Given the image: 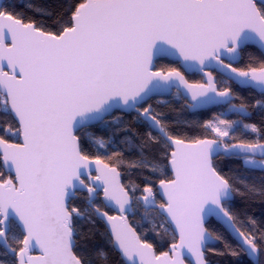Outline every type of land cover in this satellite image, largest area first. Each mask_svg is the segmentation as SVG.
I'll list each match as a JSON object with an SVG mask.
<instances>
[{"label": "snow or ice", "instance_id": "6c2138e0", "mask_svg": "<svg viewBox=\"0 0 264 264\" xmlns=\"http://www.w3.org/2000/svg\"><path fill=\"white\" fill-rule=\"evenodd\" d=\"M7 8L0 3V132L9 137L0 135V245L13 259L0 264H94L81 222L97 220L123 264H212L210 245L225 237L209 231L210 217L247 264H264V221L233 211L237 194L264 196V126L242 123L246 106L233 103L232 87L264 95V0H79L55 30ZM255 47L261 58L241 67ZM168 57L204 81L159 67ZM164 93L192 109L226 107L240 120L221 114L202 125L208 135H177L149 103ZM256 103L264 107V99ZM117 111L135 113L144 135L124 128ZM97 124L113 135L122 129L138 159L114 151L106 163L89 155L85 140L108 147L85 132ZM239 127L256 135L237 140ZM221 156L260 172V187L226 175ZM124 169L147 175L129 182ZM80 191L89 194L84 209L74 204ZM137 203L171 230L167 251L157 252L129 222ZM96 254L106 259L102 249Z\"/></svg>", "mask_w": 264, "mask_h": 264}, {"label": "trees", "instance_id": "16d2710c", "mask_svg": "<svg viewBox=\"0 0 264 264\" xmlns=\"http://www.w3.org/2000/svg\"><path fill=\"white\" fill-rule=\"evenodd\" d=\"M78 2L79 0H7L4 5H8L7 10L9 12L23 17L26 21L35 20L41 26L49 30H55L59 23L67 18V14L73 10V6ZM261 55L262 53L256 48L249 49L248 52L243 54V62L240 66L243 67L250 58H261ZM158 66L176 67L181 70L178 63L168 59L158 61ZM220 78L219 76L218 79ZM187 79L192 83L202 81V78L197 75L187 76ZM232 87L237 97L233 103H243L246 106L247 118L244 119L242 123L256 124L258 128L264 126V107H260L256 103L258 100L264 99V95H260L252 89H241L234 84ZM150 103L157 108V111H161L167 115L175 134L188 137L208 135L202 128L204 122L213 120L216 116H220L223 112L227 111L225 107L191 113L186 106V102L176 97L175 94L171 97H156L151 100ZM115 115L121 118V124L124 128H130L134 133H138L140 136L144 135L145 127L136 122L134 113L124 114L116 112ZM224 118L240 120V117L234 113L224 114ZM2 120L3 117H0V121ZM85 132H90L94 134L97 139L102 138L104 141L108 142V147L99 148L96 144L85 140V150L89 155L93 157L99 156L106 163L108 162V157L111 156L114 151L121 152L125 160L138 159L137 150L123 142L124 136L122 129L116 130L115 135H113V128L98 124L85 129ZM0 135H5L6 138H9L4 132H0ZM235 135L237 140H252L256 134L253 133L251 129L239 127ZM209 138L214 137L209 136ZM11 139H15V137ZM113 159H115V157H113ZM159 159L162 162V157ZM217 165L226 175L246 177L245 182L249 185L255 184L257 188L261 185L262 176L260 172H247L244 170L241 163L234 159L221 156L217 160ZM123 171L126 181L137 184H140L144 176L147 175V173L142 170L129 171L124 169ZM240 187L243 192V186L241 185ZM87 199V193L79 192L77 199L74 200V204L84 209L87 207ZM233 211L237 213L241 219L253 217L258 223L264 221V196H261L259 193L255 196L247 193L237 194L233 205ZM130 223L144 239L154 244L157 252L168 250L171 243V230L167 229V225L163 227L160 226L162 224V218L158 213L145 211L141 205L137 203L135 204V215L130 217ZM81 226L87 236V247L94 260V264H123L121 256L114 249L112 244L109 243L108 231L102 221L97 220L94 226L90 225L87 221H82ZM207 228L209 231L213 232L214 235H222L225 237V240H220L216 245L211 246L214 251L207 253L208 259L212 264H247L248 258L240 251L235 240L225 232L224 228L213 220L207 224ZM225 241H227V244L231 245L233 250L240 254L238 256L231 255L226 248ZM96 249H102L107 254L106 259L97 255ZM3 251L4 249L0 247V259L11 261L13 257L10 255L4 257Z\"/></svg>", "mask_w": 264, "mask_h": 264}, {"label": "water", "instance_id": "95a60500", "mask_svg": "<svg viewBox=\"0 0 264 264\" xmlns=\"http://www.w3.org/2000/svg\"><path fill=\"white\" fill-rule=\"evenodd\" d=\"M7 0H0V3H5ZM259 52H261L259 49H258V47H255ZM165 59H168V60H170V61H173V62H176V63H178L179 64V66H180V68H181V72H183L184 73V75H185V77L187 78V76H191V75H194V74H196V75H199V76H201V77H203L199 72H197V71H191V72H189V71H185L184 70V68L181 66V64L178 62V61H176V60H174L173 58H170V57H168V58H165ZM217 73V72H216ZM219 74V73H218ZM234 84V83H233ZM234 85H236V84H234ZM237 86V85H236ZM237 87H239V86H237ZM240 88V87H239ZM253 90V89H252ZM253 91H255L256 93H258V94H260L261 95V93H260V91L259 90H253ZM173 94H168V93H164L163 95H158V96H156V97H170V96H172ZM235 101V100H234ZM217 107H220V106H218V105H210V106H206V107H203V108H198V109H192V108H190L189 106H188V104H187V108H188V110H189V112H191V113H195V112H201V111H206V110H210V109H213V108H217ZM117 112H119V111H117ZM119 113H124V114H130V113H128V112H119ZM98 125V124H97ZM80 192H85V193H87L86 191H80ZM88 194V193H87ZM89 195V194H88ZM76 197V196H75ZM142 206H143V208H145V206L142 204ZM146 209V208H145ZM133 212H134V208H133ZM113 214H115L114 212H112ZM134 215H129V217H128V219H129V222H130V217H133ZM211 220H213V221H215L217 224H219L222 228H224L220 223H218L217 222V220H216V218L215 217H210L209 218V220H208V222L206 223V227H207V224L211 221ZM100 221H102L103 223H104V225H105V227H106V229H107V226H106V224H105V222L103 221V220H100ZM108 231V230H107ZM232 238V237H231ZM233 239V238H232ZM218 243V241H213V243L210 245V247L211 246H214V245H216ZM2 247H3V245H1ZM118 253H119V255L121 256V254H120V252L116 249V248H114ZM11 256V255H10ZM122 258V257H121ZM123 260V259H122Z\"/></svg>", "mask_w": 264, "mask_h": 264}, {"label": "flooded vegetation", "instance_id": "af4514ba", "mask_svg": "<svg viewBox=\"0 0 264 264\" xmlns=\"http://www.w3.org/2000/svg\"><path fill=\"white\" fill-rule=\"evenodd\" d=\"M194 75H196V74H194ZM213 75H215L216 77H217V79H218V77L220 76V74H218V73H216V72H214L213 73ZM191 76H193V75H191ZM197 76H199V75H197ZM201 77V76H200ZM202 78V81L201 82H203L204 81V77H201ZM236 86V85H235ZM174 95V94H173ZM172 95V96H173ZM171 97V96H170ZM156 98V97H155ZM161 98V97H160ZM162 98H164V97H162ZM149 103H150V101H149ZM186 106H187V103H186ZM217 108H225V107H223V106H220V107H217ZM214 109V108H213ZM131 114V113H130ZM135 114V113H134ZM0 168H1V171H4V169H3V167L2 166H0ZM78 194H79V192L76 194V197L74 198V200L75 199H77V197H78ZM87 196H88V194H87ZM140 204V203H139ZM141 205V207L143 208V206H142V204H140ZM143 210H145V211H151V210H148V209H145V208H143ZM134 213H135V205H134ZM110 214H113L111 211H110ZM18 234V233H17ZM0 247L1 248H3L1 245H0ZM4 249V248H3Z\"/></svg>", "mask_w": 264, "mask_h": 264}, {"label": "rangeland", "instance_id": "374dc122", "mask_svg": "<svg viewBox=\"0 0 264 264\" xmlns=\"http://www.w3.org/2000/svg\"><path fill=\"white\" fill-rule=\"evenodd\" d=\"M223 113H224V114H228V112H227V111H226V112H223ZM223 113H222V114H223Z\"/></svg>", "mask_w": 264, "mask_h": 264}]
</instances>
